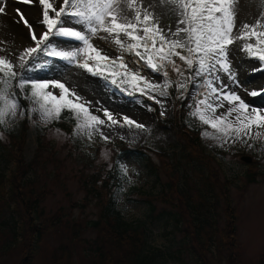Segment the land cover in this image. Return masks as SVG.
I'll use <instances>...</instances> for the list:
<instances>
[{"label": "snow or ice", "instance_id": "6c2138e0", "mask_svg": "<svg viewBox=\"0 0 264 264\" xmlns=\"http://www.w3.org/2000/svg\"><path fill=\"white\" fill-rule=\"evenodd\" d=\"M3 2L0 0V13L4 12ZM19 2L30 4L33 0ZM236 5L237 0H156L149 6L143 0H62L57 7L53 0H36L42 13L37 21L43 26L41 34L38 37L32 24L17 10V22L28 30L33 46L15 54V61L0 55V126L25 113L31 122L43 124L58 121L67 113L75 121L73 136L89 142L96 135L109 142L111 137L104 128L113 133L117 129L150 132L148 125L127 115L117 118L106 107L93 109L91 102L62 82L66 70L78 68L98 91H118L147 111L154 109L144 100L154 101L160 106L161 116L165 108L160 98L167 99L168 89L174 87L181 99L194 101L187 105L189 117L213 130L211 134L202 131V137L218 141L220 147L231 141L251 148L255 142L264 141V88L247 92L253 98L251 103L235 89L264 80V0H255V22L239 26ZM157 7L159 15L175 17V30L171 25L167 29L161 26ZM95 38H110L120 55L105 54L94 45ZM237 42L243 61L233 67L229 52ZM125 53L137 58L134 63L143 62L142 67L160 75L163 83H153L129 68ZM244 62L258 67L251 68L249 79L241 84L236 68L243 67ZM170 71L175 73V81L170 79ZM189 81L194 91L184 97L180 90L187 89ZM21 100L26 104L22 105ZM225 103L226 110L217 114ZM136 138L132 136L133 140ZM120 139L125 137L121 135ZM260 150H264V145ZM115 167L128 178L126 161L121 159Z\"/></svg>", "mask_w": 264, "mask_h": 264}, {"label": "rangeland", "instance_id": "374dc122", "mask_svg": "<svg viewBox=\"0 0 264 264\" xmlns=\"http://www.w3.org/2000/svg\"><path fill=\"white\" fill-rule=\"evenodd\" d=\"M53 1H55L57 7L62 4V0ZM155 2L156 0H143L145 6L153 5ZM236 6L238 11L237 26L244 22H255L258 16L255 0H237ZM3 7L5 10L4 17L14 31L12 33L10 29H7L8 31H6L7 34L5 36L0 34V55L9 56V58L15 61V54L22 44L18 39L23 37L21 35L20 37L18 36L19 32L24 34V40L28 41L29 46H33L28 37V30L17 22L20 19L17 10L23 13V16L32 24L38 37L43 30V26L37 23L42 18V13L36 7V0H33L30 4L19 2V0H4ZM35 8L37 9L36 12L28 11ZM156 11L161 26L167 29L171 25L172 29L175 30V17L159 15V7H157ZM100 35L103 36L105 34L101 33ZM93 43L97 48L103 49V52L110 57L120 55L119 50L111 42L110 38L108 40L95 38L93 39ZM239 43L237 42V45H233L229 52V59L233 67H236L243 61V54L238 50ZM57 46L64 47L61 44ZM124 58L128 67L133 71H139L141 75L148 77L153 83H163L160 75L153 74L149 69L142 67L141 64L134 63L137 58L127 53L124 54ZM253 67H258V65L252 62H244L243 67L236 68L237 79L240 80L241 84H244L245 80L249 79L247 74ZM258 75L260 73H257ZM221 78L227 83V78L223 74H221ZM61 79L70 89H74L83 97L85 101L91 102L93 109L106 107L117 115V118L127 115L140 123L148 125L150 132L137 133L133 130L132 133H129L127 129H117L113 133L104 128L103 131L111 137L110 141L114 143L112 147L106 148L102 145L108 142L101 140L99 135L94 136L92 141L89 142L86 139L74 136L70 139L60 130L50 131L48 138L53 143L52 152L54 156L46 160L44 167L30 170L27 175V177L35 179L41 187L46 186L52 190V193L42 204L47 217L52 216L58 209H62L65 219L70 224L76 221L85 222L95 219L98 208L94 203H87L85 208L79 205L83 202L85 196L84 191L80 188V171L81 169L90 171L91 167L93 169L103 164H106L107 167H113L122 159L127 162L128 177L130 179L128 183H124L123 187L117 189L115 192L114 196L117 201V208L121 211L125 221L133 226L139 225L145 228L146 250L153 256L154 264H220L219 259L212 256V253H217L216 241L210 240L209 248L205 250L207 254L206 258H200L196 250L197 243L190 242L185 231L186 229L190 231L197 229L199 231V225L205 226L209 220H218L219 223H223L221 208L219 206L213 207L210 199L208 200L209 197L196 196L197 200L189 198L188 208L191 212L186 215L182 222L177 224L176 218L180 216V210L153 200L150 196L151 193L160 191L162 181H167L168 177L163 169L165 166H168L169 160L175 161L177 153H179L175 131L168 122L174 117L176 108L179 105L178 99H181L177 93L176 97H173L168 89L169 97L167 99L157 97L162 99L164 103L165 113L161 116L160 106L154 101L144 100L145 104H151L154 109L153 111H147L146 108L133 103L118 91L115 94H113L112 90H106L105 92L98 91L89 83L90 78H86L83 70L78 68H71L70 71L66 70V75L61 77ZM261 88H264V80H261V82L256 80L254 83L245 84L244 88H237L235 90L246 102L251 103L253 98L248 96L247 92ZM27 90L26 88L25 92ZM180 91L184 97H189L194 91L192 82H187V89H181ZM255 100L259 103V97L255 98ZM253 106L256 105L254 104ZM227 107L225 103V107L220 108L217 114L223 113ZM138 112L143 113L140 116ZM96 114L101 115L103 118L102 112ZM26 117L28 118L27 113L10 121L5 126H0V138L5 139L8 132L18 133L21 128V121ZM35 119L36 116L33 115L32 120ZM159 119L165 122H160ZM51 123H33L29 120L28 135L24 148V155L27 161L32 160L34 156L38 137L43 133L42 129L48 127ZM203 131L211 134L213 130L206 125ZM121 135L125 139H120ZM132 136H136L137 138L133 140ZM201 139L207 151L216 158L223 177L231 179L236 175H243L246 163L249 162L247 161V157H251L250 161L255 158L263 159L261 169L264 171V150H260L261 146L264 145V141H257L254 144L252 141H249V144H253L250 148L246 144H241L240 142L233 144L231 141L220 147L218 141L212 140L207 136L202 137L201 135ZM120 143H127L133 147L145 145L155 151L153 159L162 168L160 171L161 176L157 177L148 172V169L136 157L129 154L122 155ZM99 146L101 150L97 151ZM218 151L226 152L228 155L218 154ZM236 153H239V156L231 155ZM45 156L48 157V154L45 153ZM89 158H95L93 166H91V162H87ZM176 168L182 174L180 185L185 186V165L179 164L178 166L176 165ZM237 183L242 185L243 179H238ZM132 187L137 190L131 193ZM118 192L119 198H116ZM232 196L238 213L240 258L244 262L253 261L254 263H258L261 254L264 252V176L260 177L257 183L249 184L247 187L238 188L234 185L232 187ZM129 197L132 198L130 199ZM147 199H151L153 202H149ZM75 203H79L78 206ZM80 234L83 238L87 239L97 236V232L91 230H87L84 233L81 232ZM2 238L4 241L13 240L7 230L3 233ZM19 239L21 240L22 237L20 236ZM64 244H70L73 248L72 264H92L94 258L87 249L89 243H86L84 246V244H79L77 241H72L69 229L64 226H57L54 230L47 233L46 243L44 244L45 253L42 259L48 260L50 251L53 248H59L61 245L64 246ZM21 247L22 242L17 243L10 249L1 250L0 264H16L21 255ZM223 264H226V262H223Z\"/></svg>", "mask_w": 264, "mask_h": 264}, {"label": "trees", "instance_id": "16d2710c", "mask_svg": "<svg viewBox=\"0 0 264 264\" xmlns=\"http://www.w3.org/2000/svg\"><path fill=\"white\" fill-rule=\"evenodd\" d=\"M140 64L142 65L143 62ZM169 75L170 79L174 81L177 79L175 73L170 71ZM169 91L173 97H176L177 92L174 87L169 88ZM20 102L23 105L26 104L23 100ZM178 102L175 115L168 122L175 131L179 153H177V159L169 160L168 166L163 169L168 177L167 181H162L160 191L151 193L150 196L153 200L180 210V216L176 218L177 224L191 212L188 208L189 198L197 200L196 196L209 197L208 200L210 199L213 207L221 208L223 223H219L218 220H209L205 226L199 225V231L185 230L189 241L197 243L198 257L206 258L205 250H208L210 240H214L217 253H212V256L218 258L220 264L223 262L264 264V252L258 263L244 262L240 258L238 213L232 196L234 185L238 188L247 187L249 184L257 183L260 177L264 176V171L261 169L263 159L255 158L246 163L243 175H236L231 179L223 177L216 158L202 144L201 133L206 125L188 115L187 105L194 101L178 99ZM159 120L165 122L162 119ZM74 123V119L64 113L58 121H52L48 127L42 129L43 133L38 137L37 148L30 161H27L24 155L29 128L27 117L21 121L18 133L8 132L5 139L0 138V251L10 249L22 242L21 255L16 264H72L73 248L70 244L53 248L49 259H42L47 233L57 226H64L69 229L72 241H77L84 246L89 243L87 249L94 258L92 264H154L153 256L146 250L145 228L139 225L133 226L125 221L117 208L115 192L123 187L129 177L121 176L115 165L107 167L103 164L93 168L94 170L91 167L90 171L84 169L80 171V188L85 196L81 204L75 203V205L79 204L85 208L87 203H94L98 208L95 219L70 224L65 219L62 209H58L52 216L47 217L42 204L52 190L46 186L41 187L35 179L27 175L30 170L44 167L46 160L54 156L53 143L48 138V133L52 130H60L72 139ZM113 144L110 141L102 146L107 148L112 147ZM120 148L122 155L129 154L136 157L148 169V172L157 177L161 176L162 168L154 162L155 151L150 147L145 145L133 147L127 143H120ZM100 150L99 146L97 151ZM217 153L228 155L223 151ZM231 155L237 157L239 153ZM87 162H91L93 166L95 158H89ZM179 164L185 165V186L180 185L182 174L176 168ZM240 178L243 179L242 185L237 183ZM135 190L137 189L132 187L130 192ZM147 200L153 202L151 199ZM5 230L10 233L12 241L3 240ZM87 230L97 232V236L91 239L83 238L80 233Z\"/></svg>", "mask_w": 264, "mask_h": 264}, {"label": "bare ground", "instance_id": "6f19581e", "mask_svg": "<svg viewBox=\"0 0 264 264\" xmlns=\"http://www.w3.org/2000/svg\"><path fill=\"white\" fill-rule=\"evenodd\" d=\"M54 3H55V1H53ZM28 11H37V9L35 8V9H33V10H28ZM4 12H5V10H4ZM4 12L3 13H1L0 14V34L2 35V36H5V34H7V32L6 31H8L7 29H10V31L13 33V29H12V26H10L9 24H8V21H7V19L4 17L5 15H4ZM31 17V16H30ZM12 29V30H11ZM20 30V29H19ZM11 34V33H10ZM20 35H21V37L22 38H19L18 39V41H21L22 42V44H21V47L17 50V52H16V54L17 53H19L20 51H22L25 47H27V46H29V43H28V41H26V40H24V34L23 33H21V32H19V34H18V36L20 37ZM8 40V39H7ZM11 40V39H10ZM258 82H261V80H258ZM261 84V83H260ZM139 113V115L141 114V113H143V112H138ZM141 116V115H140Z\"/></svg>", "mask_w": 264, "mask_h": 264}, {"label": "water", "instance_id": "95a60500", "mask_svg": "<svg viewBox=\"0 0 264 264\" xmlns=\"http://www.w3.org/2000/svg\"><path fill=\"white\" fill-rule=\"evenodd\" d=\"M251 160V157H247V161H250Z\"/></svg>", "mask_w": 264, "mask_h": 264}]
</instances>
